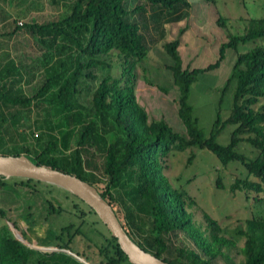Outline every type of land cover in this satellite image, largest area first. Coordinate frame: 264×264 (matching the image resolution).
<instances>
[{"label":"trees","instance_id":"obj_1","mask_svg":"<svg viewBox=\"0 0 264 264\" xmlns=\"http://www.w3.org/2000/svg\"><path fill=\"white\" fill-rule=\"evenodd\" d=\"M139 1L131 8V0H73L68 14L56 21L40 24L33 20L18 26L50 47L58 41L67 43L69 49L75 47L77 55H72L74 67L68 77L63 78L59 69L53 70L32 96L14 91L15 81L11 76L21 75L17 63L9 62L0 71L1 140L4 127L12 119H18L26 109L44 105H55L61 113L68 111L64 116L67 124L80 128L76 149L69 158L52 155L59 143L68 149L69 128L66 132L60 130L63 139L50 134L40 152L23 146L15 151H0V155H26L37 165L76 175L95 186L111 204L132 240L170 264H216L220 258L227 264H264V217L250 219L247 230L241 232L245 236L241 249L244 260L236 263L228 253L234 242L222 234L219 223L210 216H206V224L198 222L190 211L187 192L174 186L165 174L169 153L193 148L207 150L224 166L240 163L248 176L236 180L232 189L243 192L249 201H259L254 195L264 192V18H251L243 35H229V40L219 48L217 61L206 68H184L179 40L164 45L173 61L168 68L179 90L178 115L186 129L181 132L165 119H149L137 101V68L147 61L150 48L136 16L144 14L147 5L173 10L179 5L188 8L190 3L188 0ZM219 22L225 26L222 17ZM252 42L255 45L251 49L244 52L239 49ZM228 49L237 52L233 73L223 89V95L233 90L231 111L225 121L218 112L207 136L194 115L191 90L200 74L220 67ZM84 87L91 91L92 105L87 120L81 112H74L71 103V97L82 94ZM55 88L46 100V95ZM98 119L104 125H112L107 131L108 139L97 128ZM228 126L235 128L230 141L222 144L218 138ZM243 144L251 149L252 156L241 151ZM97 151L102 158L101 175L96 173L99 165L93 160ZM193 158L191 155L189 161ZM30 182L40 183L26 180L21 185L28 186ZM125 182L131 183L126 191L128 199L120 190ZM5 185V179L0 177V196ZM48 203L51 210V202ZM136 206L148 208L149 225L141 219ZM72 227L63 228L70 240L62 239L59 249H69L72 238L83 234L81 226L72 234ZM179 235L182 240L178 245L175 239ZM106 243L100 248L102 261L95 264H131L115 237L110 234ZM0 264H69V260L64 257L59 260L54 252L44 254L28 247L4 225L0 228Z\"/></svg>","mask_w":264,"mask_h":264},{"label":"rangeland","instance_id":"obj_2","mask_svg":"<svg viewBox=\"0 0 264 264\" xmlns=\"http://www.w3.org/2000/svg\"><path fill=\"white\" fill-rule=\"evenodd\" d=\"M188 2L190 7L179 5L173 10L147 5L145 13L136 16L150 48L147 61L137 68V101L147 111L149 119H165L181 132L186 129L178 115L179 90L168 68L173 61L164 45L179 40L184 68H206L217 61L219 48L229 40V35H243L251 18H264V0ZM72 3L73 0H0V71L9 62L19 65L21 75L11 76L15 81L14 91L32 96L53 70L59 69L63 78L71 74L74 67L71 58L77 55L75 47L69 49V44L62 41L50 47L34 39L23 27L18 29V26H23L20 22L25 25L33 20L40 24L56 21L68 14ZM137 3L141 2L131 0L130 7L134 8ZM221 17L225 26L219 22ZM254 45L252 42L241 45L239 49L244 52ZM236 60L237 52L228 49L220 67L200 74L192 87L190 103L200 128L207 136L218 112L224 121L230 115L233 90L223 95V89L233 73ZM63 63L65 67H62ZM55 90L46 95V100ZM71 103L74 112H81L83 119H89L87 114L92 105L90 90L84 87L82 94L71 97ZM66 112L61 113L55 105L26 109L18 119H12L4 127L3 140L0 134V151H15L26 146L40 152L46 146L50 134L63 139L60 130L66 132L69 128L71 135L68 137V149L59 143L52 154L61 159L69 158L76 149L80 127L67 124L64 119ZM111 126L102 124L99 119L97 121L99 132L107 139V131ZM234 128L228 126L218 141L227 144ZM241 151L252 156L246 144L241 146ZM191 155L194 156L192 162L189 161ZM93 160L99 165L96 173L101 175V153L94 152ZM165 163V174L171 183L187 192L190 211L194 212L196 220L203 224H206V216L216 220L222 234L234 242L228 251L231 259L236 263L244 260L241 249L245 236L241 232L247 230L250 219L264 217V192L254 195L259 197V201H249L243 192L232 189L236 180L248 176L244 167L238 162L224 166L213 153L198 148L171 152ZM22 181L26 180L5 179L6 185L0 196V228L8 226L27 245L40 249L44 254L54 252L59 260L64 257L69 260V264L101 262L103 257L100 248L106 246L110 233L98 216L90 213L85 204L62 188L42 182H30L25 186L21 185L24 184ZM129 186L131 183L125 182L120 187L126 198ZM48 202H51V210L48 209ZM137 209L141 219L149 225L148 208ZM69 225H73L72 234L79 226L83 234L72 238L69 249L61 250L59 245L62 239L70 240V235L63 233V228ZM181 240L179 235L175 239L176 244L179 245ZM216 264L227 262L220 258Z\"/></svg>","mask_w":264,"mask_h":264},{"label":"water","instance_id":"obj_3","mask_svg":"<svg viewBox=\"0 0 264 264\" xmlns=\"http://www.w3.org/2000/svg\"><path fill=\"white\" fill-rule=\"evenodd\" d=\"M0 177L34 180L68 191L94 210L111 236L117 239L121 250L127 255L131 264H170L135 243L124 229L111 204L101 196L95 186L76 175L37 165L26 155H0ZM19 240L27 245L23 240ZM27 246L38 250L33 246Z\"/></svg>","mask_w":264,"mask_h":264},{"label":"built area","instance_id":"obj_4","mask_svg":"<svg viewBox=\"0 0 264 264\" xmlns=\"http://www.w3.org/2000/svg\"><path fill=\"white\" fill-rule=\"evenodd\" d=\"M19 24H21V25H22L23 23H22V22H20Z\"/></svg>","mask_w":264,"mask_h":264}]
</instances>
